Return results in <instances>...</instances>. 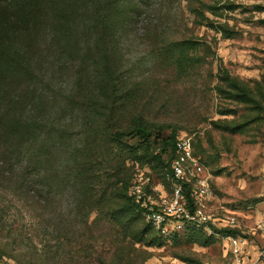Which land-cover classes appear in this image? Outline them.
Listing matches in <instances>:
<instances>
[{
    "label": "rangeland",
    "instance_id": "rangeland-1",
    "mask_svg": "<svg viewBox=\"0 0 264 264\" xmlns=\"http://www.w3.org/2000/svg\"><path fill=\"white\" fill-rule=\"evenodd\" d=\"M123 1L135 11L106 45L88 37L79 54L62 53L44 27L16 39L22 73L3 92L29 95L30 113L60 116L64 136L48 144L66 152L51 158L48 148L41 160L33 142L26 180L0 158L1 261L264 264V0ZM184 39L199 44L185 49ZM171 132L192 136L205 166L212 244L196 242L188 227L164 233L146 211L123 207L128 197L147 209L171 203L162 149ZM122 183L126 192L115 195ZM115 210L131 220L129 230ZM128 231L146 232L145 240Z\"/></svg>",
    "mask_w": 264,
    "mask_h": 264
},
{
    "label": "trees",
    "instance_id": "trees-1",
    "mask_svg": "<svg viewBox=\"0 0 264 264\" xmlns=\"http://www.w3.org/2000/svg\"><path fill=\"white\" fill-rule=\"evenodd\" d=\"M130 4V1L123 0H0V158L4 165L11 167L8 170L9 174L16 172L26 180L33 142L35 154L42 160L46 150L51 149L48 140L62 139L64 136L60 125L55 126L60 116L56 118L49 113L48 116L41 117L30 113L26 108L29 95L21 97L17 93L7 95L3 92V89L12 85L9 83L10 79L15 81L22 73L20 63L24 50L18 47L16 39L23 32L35 33L44 27L51 35V44L56 45L62 53L76 55L80 53L84 38H94L97 46L100 43L106 45V36L113 37L120 27L127 23L126 16L134 13L135 10L130 8ZM97 34L100 36L96 37ZM225 34L231 36L230 33ZM180 43L185 49H194L199 44L192 39H184ZM225 79L231 87L245 93L234 77L226 73ZM46 103L47 101H45L47 106ZM47 109L49 110V107ZM70 109L71 107L64 103L60 111L66 114ZM50 124L53 127H50ZM137 128L138 133L148 141L151 133L142 125ZM127 134L126 131L116 130L112 136L122 137ZM176 138V132H171L163 141L162 149L163 153L167 154V161L164 160L168 169L174 155ZM47 152V155L53 158L54 153L59 157L61 152L66 151L56 149L53 153L51 149V152L50 150ZM126 189V185L122 183L117 191L114 190V194L121 196V192L124 194ZM183 190L185 197L193 206L191 183L185 182ZM123 207L129 212L136 209L148 210L132 197L124 201ZM119 212L117 210L113 212L114 218L124 229L129 230L131 220L128 221L127 216ZM188 229L193 233L195 241L201 245L214 242L213 233L208 235L203 229L193 227ZM145 233L137 235L129 232L128 235L137 241H143Z\"/></svg>",
    "mask_w": 264,
    "mask_h": 264
},
{
    "label": "built area",
    "instance_id": "built-area-1",
    "mask_svg": "<svg viewBox=\"0 0 264 264\" xmlns=\"http://www.w3.org/2000/svg\"><path fill=\"white\" fill-rule=\"evenodd\" d=\"M205 170V166L195 154L193 137L190 135L177 137L169 168V175L174 181V197L163 209H148L145 212L148 221L164 233L170 227L208 230V222H215V219L206 210L212 198V191L204 176ZM185 182H190L192 185L193 206L184 195ZM226 220L231 224L237 221L234 215L228 216ZM259 228L264 232V209ZM0 264H4L1 259Z\"/></svg>",
    "mask_w": 264,
    "mask_h": 264
}]
</instances>
